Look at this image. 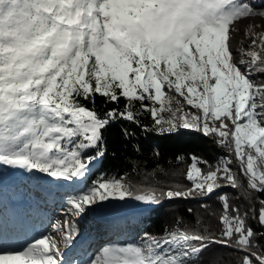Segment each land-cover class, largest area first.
Instances as JSON below:
<instances>
[{
    "label": "snow or ice",
    "instance_id": "obj_1",
    "mask_svg": "<svg viewBox=\"0 0 264 264\" xmlns=\"http://www.w3.org/2000/svg\"><path fill=\"white\" fill-rule=\"evenodd\" d=\"M255 17L264 18V0H0V186L46 174L65 189L67 213L92 214L101 225L131 201L144 214L165 199L223 188L237 199L264 192V30L248 24L236 43L239 23ZM98 99L115 106L98 111ZM119 121L160 135L198 131L227 155L191 156L189 184L166 190L159 164L138 173V183L128 172H100L85 185L108 151L105 133ZM217 199L218 234L199 218L195 225L177 218L161 236L143 231L94 246L93 232L67 215L43 230L22 216L12 231L0 226V264H196L213 244L242 253L239 264H264L248 213L228 193ZM259 205L258 214L250 211L264 228V199Z\"/></svg>",
    "mask_w": 264,
    "mask_h": 264
},
{
    "label": "trees",
    "instance_id": "obj_2",
    "mask_svg": "<svg viewBox=\"0 0 264 264\" xmlns=\"http://www.w3.org/2000/svg\"><path fill=\"white\" fill-rule=\"evenodd\" d=\"M85 103L91 107L88 102ZM96 106L98 111H106L115 105H105L102 99H98ZM150 121V116L142 118L145 125H150ZM123 128H127L132 133L128 139L123 136L121 131ZM105 138L108 146L106 156L98 169L92 175L87 176L84 181L85 185L90 184L100 172L109 175H122L128 172V178L138 183L141 179L138 173L151 171L159 164L164 172L157 174V180L160 181L158 186L165 187L166 190L167 186L172 183L189 184L184 175L191 163V156L195 155L214 162L219 156L227 155L224 148L217 146L212 139L194 130L181 129L175 134L160 135L154 132H144L141 127L130 122L119 121L105 133ZM136 146L139 147V152L135 150ZM154 150L159 151V157L153 155ZM181 156L184 157V160L178 162L177 157ZM134 167L135 172L133 171ZM236 170L238 171V169ZM35 174L46 175L38 171ZM30 176L33 175L30 174ZM24 177H27V173H24ZM241 179L246 186V178L241 177ZM60 183L53 178L50 185L47 186L34 177L32 182H26L24 188H40L46 192L57 189L59 193L54 195L57 199L56 202L63 203L65 189L59 186ZM221 193L229 194L230 202L239 207L241 214L248 213L247 223L257 232L256 242L262 246L260 251L264 252V236L259 235L264 232V228L260 227L253 219L250 211L254 207L258 214L259 200L264 199V192L252 191L250 197L241 195L240 199H237V191L230 188L220 189L217 194L207 198L165 199L158 205L152 206V211L141 214L139 219L134 217L138 212V207L131 209L119 217L118 222L113 225L111 233L115 235L114 241L117 243L129 240L136 233L143 231L161 236L164 234L165 228L171 229L175 226L177 218L192 225H195L196 219L199 218L202 225L217 231L218 234L219 216L223 209L222 202L217 199V195ZM201 204H207L208 207L202 208ZM189 208L192 209L191 213L188 212ZM241 256L242 253L233 248L213 244L200 254L196 264H239Z\"/></svg>",
    "mask_w": 264,
    "mask_h": 264
},
{
    "label": "rangeland",
    "instance_id": "obj_3",
    "mask_svg": "<svg viewBox=\"0 0 264 264\" xmlns=\"http://www.w3.org/2000/svg\"><path fill=\"white\" fill-rule=\"evenodd\" d=\"M261 19L264 20V18ZM259 25L261 28L255 30H264V25ZM245 39L244 37L243 40ZM13 171L18 173L19 170ZM34 177H37L39 182L45 185L47 184V186L53 180V178L47 177V175L35 174ZM34 177L30 176V173H27V177H24L23 174L22 177L18 175L15 179L6 178L3 185L0 186V226L12 231L17 221L22 216H26L30 226L43 230V226L48 225L50 222H63L67 215L70 221L75 220L78 225L90 229L93 232L91 243L94 246L102 241L115 243V235L113 233L108 234L110 233L108 227L112 224L111 221L114 222L117 219L115 222L117 223L119 217L131 211V209L138 207L137 202L131 201L128 208L115 210L107 217L102 225L97 222L96 217L92 214H89L84 220H80L77 217H73L70 213H67L63 203L56 202L57 199H55L54 195H58L59 192L57 189L46 192L40 188H24L26 182H32ZM24 179L25 181H23ZM48 230L51 231L50 228Z\"/></svg>",
    "mask_w": 264,
    "mask_h": 264
},
{
    "label": "bare ground",
    "instance_id": "obj_4",
    "mask_svg": "<svg viewBox=\"0 0 264 264\" xmlns=\"http://www.w3.org/2000/svg\"><path fill=\"white\" fill-rule=\"evenodd\" d=\"M255 23H259V24L264 25V20L259 18V17H255V18L245 19L244 21L239 23V31L237 33V41H236L237 44H238V42L240 40H243V38L245 37L244 29L246 28V26L248 24H253L254 25Z\"/></svg>",
    "mask_w": 264,
    "mask_h": 264
}]
</instances>
